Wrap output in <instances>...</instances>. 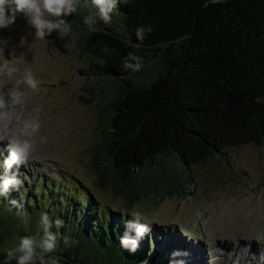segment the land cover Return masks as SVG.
I'll return each instance as SVG.
<instances>
[{
	"label": "trees",
	"instance_id": "1",
	"mask_svg": "<svg viewBox=\"0 0 264 264\" xmlns=\"http://www.w3.org/2000/svg\"><path fill=\"white\" fill-rule=\"evenodd\" d=\"M88 13L79 5L65 19L81 33L80 51L94 59L87 75L119 80L100 130L105 148L98 154L121 177L156 155L175 154L190 168L229 147L264 145V0H118L111 23L92 29L84 23ZM140 26L151 27L142 41L136 35ZM129 52L143 58L144 78L124 68ZM13 172L23 184L0 196V216L5 219L11 210L25 225L35 209L32 217L40 214L39 221L45 212L52 221L61 219L55 255L60 264H82L72 251L79 233L81 241L112 245L119 264H197L179 240L155 234L150 224L138 248L130 250L121 238L126 231L134 234L126 228L133 216L100 209L93 196H74L70 189L55 196L47 178L28 188L31 179ZM48 196L53 201L44 209ZM51 230L57 231L54 224ZM5 258L0 255V264Z\"/></svg>",
	"mask_w": 264,
	"mask_h": 264
},
{
	"label": "rangeland",
	"instance_id": "2",
	"mask_svg": "<svg viewBox=\"0 0 264 264\" xmlns=\"http://www.w3.org/2000/svg\"><path fill=\"white\" fill-rule=\"evenodd\" d=\"M34 34L28 18L19 12L14 23L0 28V48L8 59L0 58V65L18 70L11 79L0 75V84L5 91L11 87L23 90L24 102L18 111L40 123L31 138V157L14 167L21 177L31 179L28 188L47 178L46 185L55 196L70 189L74 196H93L105 211L125 217L139 212L155 234L179 240L183 250H190L192 263L252 264L254 259L240 260L239 255L249 248L264 253V145L229 147L223 155L190 168L175 154L156 155L121 177L98 154L105 148L100 130L110 115L109 103L119 80L87 75L94 59L80 51L81 33L76 28L67 37L55 30L44 40ZM25 69L41 81L38 90L22 83ZM136 76L144 78V71ZM15 127L19 131L21 124ZM7 154V141L0 140V160ZM50 199L42 200L44 209L50 207ZM54 210L59 208H52L51 213ZM6 211L8 217L0 216V255L15 247L20 237L39 238L43 231L36 218L40 214L32 217L35 209L25 225L19 214ZM77 235L72 251L82 264H119L112 245L95 246Z\"/></svg>",
	"mask_w": 264,
	"mask_h": 264
},
{
	"label": "clouds",
	"instance_id": "3",
	"mask_svg": "<svg viewBox=\"0 0 264 264\" xmlns=\"http://www.w3.org/2000/svg\"><path fill=\"white\" fill-rule=\"evenodd\" d=\"M212 3L222 0H211ZM83 3L89 8V13L84 17V23L90 28L98 22L110 24L112 12L118 4V0H0V28L7 27L14 23L16 13H23L29 24L35 29V38L44 40L53 31H57L60 37H67L71 32V26L65 17L75 13L78 6ZM207 6V5H205ZM10 13V14H9ZM151 32V27L145 29L140 26L136 30L138 40H143L145 33ZM0 58L3 56V49L0 48ZM134 62V63H133ZM143 67V58L129 52L124 60V68L138 72ZM15 67L7 64L0 65V75L6 74L9 79L17 73ZM22 83L32 90H38L41 81L38 80L31 69H25L22 74ZM25 93L18 87H11L5 91L0 84V140L7 141V156L0 160V196H7L9 190H19L23 181L13 172L14 167H19L28 162L34 151L32 137L40 129L37 118H24L18 111L24 102ZM16 124H21L19 131ZM10 203L18 208H23V202L12 199ZM26 216V213H25ZM133 220L126 225L128 229H134V234L125 232L121 238V244L130 250H136L140 240L149 232L147 223L142 222L143 217L139 212L132 213ZM40 224L42 234L25 235L19 238V243L10 248L6 253L3 264H60V257L51 255L58 247L59 229L63 221L59 218L52 221L45 212L41 214ZM53 224L57 229L53 232ZM67 243L68 237H65ZM173 255H177L174 253ZM175 264H183V261H176Z\"/></svg>",
	"mask_w": 264,
	"mask_h": 264
},
{
	"label": "bare ground",
	"instance_id": "4",
	"mask_svg": "<svg viewBox=\"0 0 264 264\" xmlns=\"http://www.w3.org/2000/svg\"><path fill=\"white\" fill-rule=\"evenodd\" d=\"M188 254H190V251L188 252ZM239 256H240L239 257L240 260H244V261L245 260L254 259L255 262L254 263L251 262L252 264H264V253L263 252H260L258 249L252 250L251 248H249L248 250H246L243 253H241V255H239Z\"/></svg>",
	"mask_w": 264,
	"mask_h": 264
}]
</instances>
